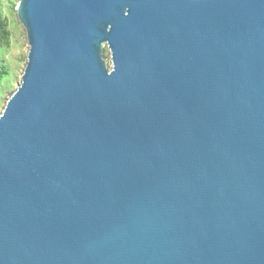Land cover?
I'll use <instances>...</instances> for the list:
<instances>
[{
	"label": "water",
	"instance_id": "1",
	"mask_svg": "<svg viewBox=\"0 0 264 264\" xmlns=\"http://www.w3.org/2000/svg\"><path fill=\"white\" fill-rule=\"evenodd\" d=\"M17 15L0 264H264V0H19Z\"/></svg>",
	"mask_w": 264,
	"mask_h": 264
},
{
	"label": "rangeland",
	"instance_id": "2",
	"mask_svg": "<svg viewBox=\"0 0 264 264\" xmlns=\"http://www.w3.org/2000/svg\"><path fill=\"white\" fill-rule=\"evenodd\" d=\"M18 3L19 0H0V21L8 36V41L0 40V114L20 85L27 63L29 45L25 29L18 19ZM104 58L110 66L107 46L104 48Z\"/></svg>",
	"mask_w": 264,
	"mask_h": 264
},
{
	"label": "trees",
	"instance_id": "3",
	"mask_svg": "<svg viewBox=\"0 0 264 264\" xmlns=\"http://www.w3.org/2000/svg\"><path fill=\"white\" fill-rule=\"evenodd\" d=\"M0 40L8 41V36L6 34L5 29L3 28V24L1 21H0Z\"/></svg>",
	"mask_w": 264,
	"mask_h": 264
}]
</instances>
